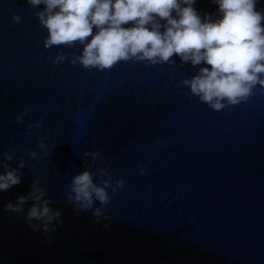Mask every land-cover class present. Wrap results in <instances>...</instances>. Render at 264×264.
Wrapping results in <instances>:
<instances>
[{"label":"water","instance_id":"95a60500","mask_svg":"<svg viewBox=\"0 0 264 264\" xmlns=\"http://www.w3.org/2000/svg\"><path fill=\"white\" fill-rule=\"evenodd\" d=\"M42 9L0 0V174L20 178L0 191V264H264V88L216 110L183 84L197 69L175 55L85 68L78 43L44 47ZM85 170L124 182L94 202L99 223L69 199ZM34 182L60 212L47 232L25 220L31 199L4 207Z\"/></svg>","mask_w":264,"mask_h":264},{"label":"clouds","instance_id":"9594fccd","mask_svg":"<svg viewBox=\"0 0 264 264\" xmlns=\"http://www.w3.org/2000/svg\"><path fill=\"white\" fill-rule=\"evenodd\" d=\"M210 2L215 12L201 14L194 7L196 0H27L33 7L43 5L36 16L48 33L45 48L78 43L82 48L76 60L85 68L98 69L132 58L168 62L175 55L197 69L183 84L219 110L225 106L222 101L236 105L246 101L257 85L264 88V10H257L259 0ZM19 20L13 16L14 22ZM59 60L63 56L54 62ZM99 174H104L102 169ZM19 183L16 169L8 170L5 165L0 191ZM123 183L118 180L113 188L110 179H104L97 184L93 173L85 170L72 177L69 199L77 211L92 209L94 222L99 223L103 213L93 208L94 202L106 206L110 202L106 189L115 192ZM37 184L33 183L28 197L20 196L15 205L4 207L19 213L31 199L25 220L33 231L36 227L31 222L38 221L47 232L60 212L50 208Z\"/></svg>","mask_w":264,"mask_h":264}]
</instances>
